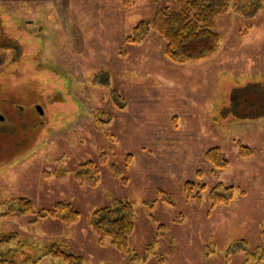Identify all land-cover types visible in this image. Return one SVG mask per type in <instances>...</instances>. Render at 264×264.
Listing matches in <instances>:
<instances>
[{"label":"rangeland","instance_id":"rangeland-1","mask_svg":"<svg viewBox=\"0 0 264 264\" xmlns=\"http://www.w3.org/2000/svg\"><path fill=\"white\" fill-rule=\"evenodd\" d=\"M164 7L177 9L173 0H0V232L24 244L19 264H64L36 260L51 241L83 264H131L89 225L113 201L133 208L135 264H255L240 249L263 247L264 15L229 11L216 21L219 49L176 64L154 31L125 41ZM212 148L225 168L205 159ZM87 162L93 187L75 179ZM212 192L227 203L212 205ZM23 198L36 212L69 203L78 219L4 218Z\"/></svg>","mask_w":264,"mask_h":264},{"label":"trees","instance_id":"trees-1","mask_svg":"<svg viewBox=\"0 0 264 264\" xmlns=\"http://www.w3.org/2000/svg\"><path fill=\"white\" fill-rule=\"evenodd\" d=\"M173 1L177 9L157 8L152 21L139 22L133 27L131 34L125 41L130 44H139L149 31H154L165 40L164 54L170 62L176 64L196 62L207 59L219 49L220 37L215 30L217 19L229 11L244 19H252L259 12L264 15L261 0H243L239 6H231L229 0ZM0 24L2 25V23ZM3 41H5V45L9 46L7 42L9 39L5 38ZM238 145L240 155L248 156L250 154L249 148L243 147L240 142ZM205 159L217 169L227 166L222 152L217 148L208 150L205 153ZM97 178V168L91 162L85 163L75 171V179L81 185L93 187ZM225 193L230 198L232 188L226 189ZM224 196L212 192L210 195L212 205L227 203V198ZM31 214L36 215L39 219L49 217L66 225L74 224L79 216L69 203L64 202L56 203L49 210L36 212L32 203L23 198L15 201L14 204L10 202L4 218ZM89 225L97 235L100 244L108 239L113 248L130 255L131 264L139 263V259L132 255L128 249L129 236L133 232V208L130 203L113 201L112 205L107 208L94 210ZM261 239L263 247L255 252L246 251L244 245L240 249L245 251V263L264 264V225L261 230ZM23 245L16 232H0V264H19L18 256L24 257ZM39 251L40 256L36 259L37 261L43 257H51L62 261L64 264H83L82 256L68 252L62 244L56 241H51L41 247ZM25 259H27L26 263L30 262L29 255L25 254ZM157 264H162V259H159Z\"/></svg>","mask_w":264,"mask_h":264},{"label":"water","instance_id":"water-1","mask_svg":"<svg viewBox=\"0 0 264 264\" xmlns=\"http://www.w3.org/2000/svg\"><path fill=\"white\" fill-rule=\"evenodd\" d=\"M37 110H38V111H40V110H39V108H37ZM2 119H3V118H2V117H0V120H2Z\"/></svg>","mask_w":264,"mask_h":264},{"label":"flooded vegetation","instance_id":"flooded-vegetation-1","mask_svg":"<svg viewBox=\"0 0 264 264\" xmlns=\"http://www.w3.org/2000/svg\"><path fill=\"white\" fill-rule=\"evenodd\" d=\"M35 108H37V106Z\"/></svg>","mask_w":264,"mask_h":264}]
</instances>
